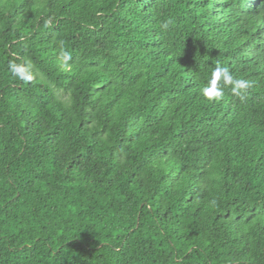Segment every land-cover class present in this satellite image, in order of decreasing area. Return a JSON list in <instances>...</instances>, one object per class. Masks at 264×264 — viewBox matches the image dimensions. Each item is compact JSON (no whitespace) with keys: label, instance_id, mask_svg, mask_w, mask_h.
<instances>
[{"label":"trees","instance_id":"obj_1","mask_svg":"<svg viewBox=\"0 0 264 264\" xmlns=\"http://www.w3.org/2000/svg\"><path fill=\"white\" fill-rule=\"evenodd\" d=\"M0 264H264V0H0Z\"/></svg>","mask_w":264,"mask_h":264},{"label":"clouds","instance_id":"obj_2","mask_svg":"<svg viewBox=\"0 0 264 264\" xmlns=\"http://www.w3.org/2000/svg\"><path fill=\"white\" fill-rule=\"evenodd\" d=\"M171 23V20L163 23L161 25L162 29L167 30ZM71 59V54L61 48L59 53L61 66H67ZM8 67L11 74L21 81H31L33 78V66L30 63L10 62ZM251 87L252 81L236 78L228 67L222 66L217 62L210 73V77L207 78L205 85L200 89V92L202 97L208 101H219L223 99L225 89L229 88L233 96L244 100Z\"/></svg>","mask_w":264,"mask_h":264}]
</instances>
